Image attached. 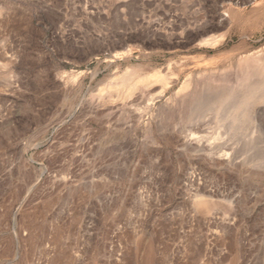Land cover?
I'll use <instances>...</instances> for the list:
<instances>
[{
	"label": "rangeland",
	"instance_id": "1",
	"mask_svg": "<svg viewBox=\"0 0 264 264\" xmlns=\"http://www.w3.org/2000/svg\"><path fill=\"white\" fill-rule=\"evenodd\" d=\"M250 57L264 0H0V264H264Z\"/></svg>",
	"mask_w": 264,
	"mask_h": 264
},
{
	"label": "bare ground",
	"instance_id": "2",
	"mask_svg": "<svg viewBox=\"0 0 264 264\" xmlns=\"http://www.w3.org/2000/svg\"><path fill=\"white\" fill-rule=\"evenodd\" d=\"M210 38V37H209ZM221 38V36H220ZM218 41V39H213V41L209 42V39H206L205 42L206 44L208 43H211L212 45H214V43H216ZM204 42V40H203ZM218 44V42H217ZM215 46V45H214ZM257 56V55H255ZM250 58H253L252 60L249 59L250 61H252V63H256L258 64V66H260V70H261V73L263 72L264 73V60L263 61H260V58L259 57H250ZM247 62V60H246ZM134 68V67H133ZM130 69V68H129ZM133 70V69H132ZM131 70V71H132ZM124 72L125 75L123 74V76H120V77H117V79L115 80V82L109 86V90H113L116 92H119L121 93L125 98L129 95H131V93L133 94V91L135 89H137L138 86L142 85V88L143 87H146V86H150L152 84H158L159 85V89L158 91H156V95L157 96H162L164 94V92L172 85V83H174L176 80H178L179 78V75L178 73H176L175 71L173 70H170L168 73H162L161 70H151V71H147L145 72L144 74H141L139 76H136L135 77V74L133 76V73L134 72ZM137 72V70L135 71ZM63 74V73H62ZM263 75V74H262ZM73 76V75H72ZM190 76L187 75L184 77V79L181 81V84L179 85V88L175 91V95L178 96L179 94H183V92L187 89L188 85L190 84ZM263 83H264V79L262 80ZM261 82V81H260ZM262 83V82H261ZM259 83V84H261ZM258 86L260 87H263L262 85H259ZM257 86V87H258ZM256 87V88H257ZM258 87V89H259ZM108 90V91H109ZM254 90V89H253ZM252 90V91H253ZM264 91V90H263ZM105 92V91H104ZM254 92V91H253ZM114 93V94H115ZM252 93V92H251ZM256 93V92H255ZM254 94V93H252ZM120 95V94H119ZM155 95V96H156ZM174 95V94H173ZM174 95V96H175ZM230 93H227V94H222V96L220 97V100H219V108H222L224 107V105L228 104L230 101L233 102V100H231V97H230ZM244 95V94H243ZM251 95V94H246L243 96V98H240L242 99V101H246V99H248V96ZM255 97L257 94H254ZM262 96V95H261ZM183 97V96H182ZM250 97V96H249ZM253 97V95L251 96ZM259 97V96H258ZM256 97V98H258ZM128 98V97H127ZM178 98V97H177ZM180 98V97H179ZM228 98H230V101L228 102ZM252 99V98H251ZM249 99V100H251ZM255 99V98H254ZM150 100H153V98H150ZM253 101V100H252ZM251 101V103H252ZM171 102V101H169ZM173 102V101H172ZM171 102V103H172ZM201 102V101H200ZM230 102V103H231ZM238 103V99L237 101H234V103ZM147 103V102H146ZM228 104L226 106V108H224V111L222 113H220V115L222 116V118L224 119H232L234 118L236 115H235V105L234 104ZM245 103V102H244ZM240 105V104H239ZM238 106V104H237ZM146 108V107H145ZM218 108V109H219ZM238 109V108H237ZM239 110V109H238ZM237 110V111H238ZM147 111V110H146ZM218 112V111H217ZM220 117V119H222ZM198 141V140H197ZM197 143V142H196ZM209 146V145H208ZM213 148V147H212ZM212 148L210 149V147H206V148H203L201 147L200 149H204L205 151L206 150H212ZM218 151V150H217ZM209 153V152H208ZM211 153V152H210ZM207 154V153H206ZM220 156V155H219ZM222 156V155H221ZM226 156V155H225Z\"/></svg>",
	"mask_w": 264,
	"mask_h": 264
}]
</instances>
